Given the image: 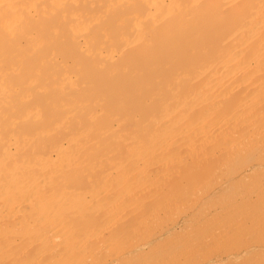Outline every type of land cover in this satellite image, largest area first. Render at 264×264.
I'll list each match as a JSON object with an SVG mask.
<instances>
[{
  "label": "bare ground",
  "instance_id": "obj_1",
  "mask_svg": "<svg viewBox=\"0 0 264 264\" xmlns=\"http://www.w3.org/2000/svg\"><path fill=\"white\" fill-rule=\"evenodd\" d=\"M263 153L264 0H0V264H97L102 253V264H130L145 246L189 262L206 241L198 229L192 255L121 239L154 235L139 224L185 212L205 180L227 188L264 171V160L235 166ZM199 168L211 175L202 185ZM259 188L228 204L242 213L229 225L264 224L251 207L264 202ZM222 224L206 245L230 233Z\"/></svg>",
  "mask_w": 264,
  "mask_h": 264
},
{
  "label": "rangeland",
  "instance_id": "obj_2",
  "mask_svg": "<svg viewBox=\"0 0 264 264\" xmlns=\"http://www.w3.org/2000/svg\"><path fill=\"white\" fill-rule=\"evenodd\" d=\"M259 155H260V154H259ZM248 156H249V155L245 156L246 159H247ZM250 156H251V155H250ZM254 156H255V158H254ZM254 156H253L254 160H253V158L249 157V158H248L249 161H247L245 158L243 159V158H242L243 156H242V157H241V156H238V157H240V158L243 159L242 162L239 161V164H240V163H241V164H240V165H239V164H238V165H237V164L235 165V164H234L235 161H236V163H238V161L235 160L234 163H232V162H233V161H232V162L230 163V165H231V164H232L231 166H234V165H235L236 168H237V167H239V168H240V167L243 168L244 166L248 165L250 162H254V161H256V163H257V161H263V160H264V159L260 160L261 158H260V159L257 158V155H254ZM260 156H261V157H262V156L264 157V153L261 154ZM260 156H258V157H260ZM238 157H235V158H238ZM263 157H262V158H263ZM233 159H234V158H233ZM233 159H232V160H233ZM250 159H251V160H250ZM239 160H241V159H239ZM243 161H244V162H243ZM245 162H246V163H245ZM233 164H234V165H233ZM235 166H234V167H231L230 169L233 170V169L235 168ZM194 168H197V167H194ZM194 168H193V171H194ZM199 169H201V168H199ZM201 170H202V171H201ZM201 170H200L201 172L205 173L204 170H203V168H202ZM205 170H206V169H205ZM193 171H192V175H191L192 177H193L194 174H196V173L198 174V172H200V171H198V170H196L195 172H193ZM197 171H198V172H197ZM259 171H260V170H259ZM259 171L256 170V173L254 172L255 174H252V173H251V174H252L251 177H249L248 179H246L245 182H244V180H243V182H242V181H238L237 184H236V183L233 184V182H231V184H230V183L227 184V188H225L226 185L219 186L218 184H215V185L213 184V186H212V185H211L212 183H211V184L208 183V184L211 185V188H209V189L206 187L207 184H205V183H206L205 177H206V178H209V176H211V175H206L207 173H205V176H204L202 173H199V174H201V175H199V176H201V177H202V175L204 176V177L202 178V181H199V179H198L199 177H196V175H197V174H196V175H194V177H196V178L198 179L199 184L203 183L204 180H205V182L203 183L205 186L203 185L204 188H203V186H202V189H201V190L204 191V193H201V192L199 191L200 193H196V195H195V194H193V195L191 194L192 197L194 198V201H196V202H194L193 200H191V201L188 202L189 204L187 203V205H183V207H184V206H185V207L188 206L189 209H188V207H187V208L184 207L186 211L184 212V210H183V212H182V210H181V208H180L181 211H180V210H179V211L176 210V211H177V212H176V211L174 210V213L172 212L173 214H172V213H169V212H171V211L168 212V210H167V211H166V210H163V211H164V213H163L162 210H161V211H160V214H163V215L161 216V215L158 214V216H155V217H158V219L156 218L155 221H153V220H152L153 218H152V219H151V220L153 221L152 224L150 223L151 221H150L149 223H147V222L149 221L150 218H149V219H146V221L143 222V224H141V223L139 224V223H136V222H135V223H136V224H135V223H131V222H130L131 225L134 224V225L136 226L135 229H137L140 225H143L144 227H145V225H146V227H147V224H148V225L150 224V225H149V226H150V229L154 226V227H156V228H155L156 231H154V229H153L154 227H153L152 229H153L154 233H152V234H154V235H151V236L148 235L147 238L145 239V237L143 238V235L140 236L139 232H137L138 230H136L135 232L138 233L139 236H138V238H137V236L134 235L136 239L133 238V237L131 236V238H133V240H131V238H130V237L128 238V236H127V235H129L130 233L132 234V232H134V231H130V233H127V235H126L127 238H125V237H126V236H125V237L122 238L121 240H124V239H125V240H124L125 243H126L127 241H129V242H128L129 245H130L131 243H133V241L136 242V240L140 239L141 237H142V239H140V240H139L138 242H136V243L143 242V241H148V242H152V241H154V242H155V240L160 239L162 243L166 242V244H168V243L171 241L170 244H168V245H169V246L172 245V247L175 248V251H179V250L177 249V248H178L177 246H176L177 248L174 246V244H175V245H180L181 250H183V248H184L185 246L189 249V248L191 247L190 245H192V246H196V248H198L199 246L193 244V242L196 241L197 239H199L198 237H200V236L202 237V240H206V241H207V239H204V238L206 237V235H207L206 232H207V231H210V229L213 228L212 225H214L215 222L217 221V222H216L217 225L215 224L214 226H215V227L218 226V223H219V227H216V228H220V227H221V226H220V223H223L222 226L224 225V226H223L224 229H226V227H228V229L231 228V227H233L231 230H232V231H235V230H236L235 228H237V226H238V227L242 228V230H241V232H240L239 230H238L237 232L235 231V233L233 232V234H234V236H233L232 231L229 229L228 231H229L231 234H230V233H229V234H226V233H227V232H226V233L224 234L226 237H225L224 235H223V236L221 235V239H222V238H223V239H222V240H221V239H220V240L218 239V240L220 241V242H219V241H217L216 239L219 238L220 236L218 237V235H219V234H222L223 232L221 231V233L218 234L217 231H216V228H214L215 231L213 230V233H214L213 235L215 236V234L217 233V235H216L217 238L215 239L216 242L214 241L215 244H214V242H213L214 239L211 240L212 238L209 239V241L211 240L210 242H213V245H212V243H210V242H208V243H210V244H207V245H206V244H205V243H207L206 241H205V243H203V241H200L201 239H199V241L202 242V243H200L199 241H198V243H199L201 246L204 244L205 247H203V246H204V245H203L202 247H199L200 250H199V249H198V250L196 249V251H199V254L196 252V254H195L196 256L193 255V257H191V259H190V254L192 255L193 252L195 253V249H194V251H192V250L189 249L190 251L188 252V250L185 248V249H186V250H185L186 252H188V253L192 252V253H190V254L187 253L188 256H189V259H190L189 262H190V263L192 262L191 264H195L194 262H196V260L198 261V257H199V256L201 257V255H202V259H203V260L199 257L200 259H199V262H198V263L196 262L197 264H201V263H202V264H205V263H206V264H208V263H210V264H222V263H226V264H227V263H228V264H229L230 262H233L232 264H234V261H235L237 264H243V263H245V264H253V263H255V264H264V237H262V236H264V231H263L264 228H263V229H258L260 225L257 224V223L260 224V223H262V222H261V221L258 222V221H257V218H256V222H257V223L255 224V226H253L252 230H250V231L248 230V232H249V234H250V232L253 231V230L255 229V227H256V230H257V229H258V230H257V231L255 230V231L257 232L256 234L253 232L255 235H254L253 233H251V234H253V235H251V234L249 235V234H247V233L242 232V231H244V230H243V227H241L243 224L240 225L239 223H237V224H239V225L236 226V225L234 224V223H235V220H234V223H232L234 226L231 225V224L229 225V223L231 222V220L233 219V217H234V216H237V214H235V212H236V213L238 212V215H239V216H240V214H242V213H240V210H239V211H236V209H239L240 205L238 206V208H237V207H236V208H233V207H232L233 210L231 209V211H229V210H230V207L228 206V204H229V205H233V204H234V206H235V205L237 206V204H235L234 202H235L237 199L240 200V198H241V197H240V194H239V195H237V194H238V193L240 192V190H242V189L245 191V188H246V187H244V185L249 186L252 182H253V183L256 182V183H254V184L256 185V187L252 184V185L254 186V188H252L251 190H248V188H247V189H246L247 191H245V192H246V193H247V192H250V194H251V191L254 192V189L256 190L258 187H260L261 189H260V188H259V189H260L261 191H262V189H263V192L261 193L260 190H259V192L261 193V195L264 196V194H263V193H264V177H263V175H264L263 172H264V171H260V172H259ZM224 172H226V171H224ZM257 172H258V173H257ZM222 173H223V172H222ZM227 173H228V171H227ZM224 174H226V173H224ZM258 174H259L260 176H259ZM261 174H262V175H261ZM257 175H258V176H257ZM197 176H198V175H197ZM194 177H193V178H194ZM245 177H248V176H245ZM258 177H259V179H256V178H258ZM211 178H212V177H211ZM211 178H210V179H211ZM260 178H261V179H260ZM194 179H195V178H194ZM194 179H192V180L195 181ZM200 179H201V178H200ZM213 179H214V178H213ZM213 179H211V180H213ZM244 179H245V178H244ZM252 179H253V180H252ZM257 180H259V182H257ZM208 181H209V180H208ZM211 182H212V181H211ZM234 182H235V181H234ZM241 182L243 183L242 185H241ZM232 184H233V186H231ZM201 185H202V184H201ZM210 185H209V186H210ZM238 185H239V186H238ZM252 185H251V187H252ZM198 186L200 187V185H198ZM209 186H208V187H209ZM261 186H262V187H261ZM199 187H198V188H199ZM217 187H218V189H217ZM240 187H241V188L243 187V188L239 190ZM200 188H201V187H200ZM200 188H199V190H200ZM206 188H207V190H205ZM215 188H216V189H215ZM224 188H225V189H224ZM237 188H238V189H237ZM182 189H183V188H182ZM186 189H189V190L191 189V190H193V188H186ZM186 189H185V190H186ZM185 190H184V191H185ZM191 190H190V192H191ZM232 190H233V191H232ZM234 190H235V191H234ZM236 190H237V191H236ZM243 190H242V193L240 192V193H241V196H242V194H244L245 196H247V195L245 194V192H243ZM257 190H258V189H257ZM206 191H207V192H206ZM228 191H229L230 193H227ZM178 192H179V194H180V195H179V194H178V195H179L180 197L183 198L184 195L181 196V193L184 194L185 192H183V191L181 192V190L178 191ZM215 192H216V193H215ZM234 192H235V193H234ZM236 192H237V193H236ZM253 192H252V193H253ZM209 193H211V194H209ZM232 193H233L234 195H233ZM185 194H186V193H185ZM187 194H188V192H187ZM187 194H186V196L189 197L190 194H189V195H187ZM217 194H218V195H217ZM226 194H227L229 197H228ZM229 194H230V195H229ZM191 195H190V196H191ZM210 195H212L213 197H210ZM215 195H216V197H215ZM224 195H225V197H222V196H224ZM235 195H236V196H235ZM244 195H243V196H244ZM186 196H185L184 198H186ZM234 196H235V198H234ZM263 196H261L262 199L264 198ZM177 197H178V196H177ZM192 197H190V199H191ZM206 197L209 198L210 200H207ZM238 197H240V198H238ZM182 198H181V199H182ZM184 198H183L182 200H185ZM193 198H192V199H193ZM197 198H199V199L197 200ZM221 198H222V199L224 198L225 200H221ZM261 198H260V200H261ZM178 199H180V198L178 197ZM203 199H204V200H203ZM227 199H228V200H227ZM232 199H233V200H232ZM256 199H257V198H256ZM182 200L180 201L181 203L183 202ZM187 200H188V198H187ZM257 200H258V199H257ZM257 200H256V201H257ZM260 200H258L259 203H261ZM192 201H193V202H192ZM203 201H205V203H203V205L201 206V204H202ZM220 201H221V202H220ZM222 201H223V202H222ZM225 201H226V202H225ZM232 201H233V202H232ZM237 201H238V200H237ZM240 201H241V200H240ZM240 201H238V202H240ZM261 201H262V200H261ZM263 201H264V199H263ZM180 202L177 201V203H179V205H181ZM208 202H209L210 204H211V202H212V204H213V203H215V204H213L212 206L208 207V205H210ZM231 202H232V204H230ZM238 202H237V203H238ZM184 203H185V201H184ZM184 203H182V204H184ZM191 203H192V204H191ZM194 203H195V204H194ZM200 203H201V204H200ZM206 203H207V204H206ZM218 203H220V204H218ZM222 203H224V204H222ZM262 203L264 204V202H262ZM262 203H261V205H262L263 207H262V206H256V205H253V204H252L253 206H251V204H250L249 206L252 207L253 212H254V209H257L256 212H254V213H258V212H257V211H259L258 209L261 208V209L264 210V205H263ZM185 204H186V203H185ZM193 204H194V205H193ZM204 204H206V205H204ZM240 204H241V203H240ZM192 205H193V206H192ZM217 205H218V206H217ZM241 205H242V204H241ZM259 205H260V204H259ZM177 206H178V205H177ZM190 206H191V207H190ZM227 206H228V207H227ZM249 206H248V208H250V212H251L252 210H251V207H249ZM178 207H179V206H178ZM181 207H182V205H181ZM197 207H201V208L198 209ZM213 207H216V208H214V209L216 210V212L218 211V207H219V210L222 209V211H220V213H218V216H215V215H214V216H215L214 218L216 219L215 221H214V218L212 219V216H213V215L211 216V220H212V222H213L214 224H212V222L209 221V219H210V215H211V214H209V213H210V211H214V210H213ZM243 207H245V206H243ZM253 207H254V209H253ZM257 207H258V208H257ZM184 208H182V209H184ZM196 208H197V210H196ZM209 208H210V209H209ZM223 208H224V209H223ZM226 208H227V209H226ZM246 208H247V207H245V208H243V209H246ZM248 208H247V210H248V212H249V209H248ZM164 209H166V208H164ZM174 209H177V208L174 207ZM178 209H179V208H178ZM204 209H206V212H205ZM240 209H241V207H240ZM169 210H170V209H169ZM172 210H173V208H172ZM188 210H189V211H188ZM193 210H196V211L194 212ZM207 210H208L209 212H208ZM224 210H225V212H224ZM226 210H228V211H226ZM192 211H193V212H192ZM234 211H235V212H234ZM244 211H245V210H244ZM244 211H241V212H244ZM166 212H167V213H166ZM179 212H180V213H179ZM191 212H192V214H191ZM201 212H202V214L205 212L206 215H208V216H206V218L204 217V215L201 216ZM218 212H219V211H218ZM227 212H228V213H227ZM229 212H231V213H229ZM261 212H262V211L260 210L259 214H260ZM178 213H179V214H178ZM205 213H204V214H205ZM214 213H215V212H214ZM223 213H225L226 215H224ZM239 213H240V214H239ZM164 214H165V215H164ZM168 214H169L170 216H166V215H168ZM174 214H176L177 216L174 215ZM186 214H188V217H186ZM212 214H213V213H212ZM216 214H217V213H216ZM221 214H223V215H221ZM227 214H228V215H227ZM232 214H233V215H232ZM234 214H235V215H234ZM245 214H246V213H245ZM263 214H264V213H263ZM263 214L261 213V215H263ZM171 215H172L173 218L171 217ZM182 215H183V216H182ZM231 215H232V216H231ZM243 215H244V214H243ZM257 215H258V214H256V217H257ZM199 216H200V217H199ZM223 216H224V217H223ZM225 216H227V217H225ZM228 216H229V217H228ZM155 217H154V218H155ZM166 217H167V219H166ZM168 217H169V218H168ZM174 217H175V218H174ZM185 217L188 218V220H185V219H186ZM193 217H194V218H193ZM195 217H196V218H195ZM201 217H204V219L201 218ZM207 217H209V219H208ZM218 217H219V219H218ZM221 217H222V218H221ZM231 217H232V218H231ZM237 217H238V216H237ZM243 217H244V216H243ZM263 217H264V216H263ZM263 217H262V216L260 217V215H258V218H262V219H264ZM159 218H160V219H159ZM162 218H163V219H162ZM224 218H225V220H224ZM234 218H235V217H234ZM241 218H242V217H241ZM169 219H171V220H169ZM174 219H175V220H174ZM198 219H199V220H198ZM202 219H203V221H202ZM220 219H221V220H220ZM227 219H228V220H227ZM235 219H237V218H235ZM158 220H160V222H159ZM162 220H165V221L163 222ZM167 220H168V221H167ZM206 220H207V221H206ZM238 220H240V219H238ZM238 220H236V221H238ZM260 220H261V219H260ZM156 221H157V222H156ZM184 221H185V222H184ZM199 221H202L203 223H202V222L200 223ZM226 221H228L229 223L226 222ZM262 221H264V220H262ZM132 222H134V221H132ZM204 222H205V223L208 222V223H206V226L204 225ZM225 222L227 223V224H226L227 226L224 224ZM156 223H157V224H156ZM158 223H160L161 225H159ZM198 223H199V224H198ZM209 223H211L212 225H210ZM243 223L245 224V222H243ZM246 223H248V222H246ZM138 224H139V226H138ZM183 224H184V225H183ZM189 224H190V225H189ZM197 224H198V225H197ZM125 225H126V224H125ZM167 225H168V226H167ZM199 225H200V226L202 225V227H203V226L206 227V228L204 227L205 229L203 228V229L205 230V231H203L204 233L201 232V229H202V228H201ZM228 225L231 226V227H229ZM250 225H251V223H250ZM250 225H249V224H246L245 226L248 228ZM252 225H253V224H252ZM262 225H264V224L262 223L261 226H262ZM137 226H138V227H137ZM225 226H226V227H225ZM243 226H244V225H243ZM245 226H244V227H245ZM261 226H260V228L263 227V226H262V227H261ZM141 227H142V226H141ZM144 227H143V229H144ZM162 227H163V229H162ZM177 227H178L179 229H178ZM182 227H183V228H182ZM185 227H186L187 229H185ZM198 227H199V228H198ZM210 227H211V228H210ZM223 227H222V228H223ZM234 227H235V228H234ZM121 228H125L124 225H123V227H121ZM139 228H140V227H139ZM139 228H138V229H139ZM147 228H148V227H147ZM207 228H208V230H207ZM247 228H245V232H247V231H246ZM143 229L141 230V228H140V232H141V231L143 232L144 230H147V229H144V230H143ZM152 229L150 230V232H152ZM158 229H159V231H158ZM197 229H198V230H197ZM224 229H220V230H224ZM250 229H251V227H250ZM196 230H197V233H198V231H200L199 234H198L199 236L196 235V234H197V233H195ZM226 230H227V229H226ZM226 230H224V231H226ZM259 230H260V231H259ZM147 231L149 232V230H147ZM147 231H146V232H147ZM157 231H158V232H157ZM181 231H182V232H181ZM185 231H186V232H185ZM261 231H262V232H261ZM142 232H141V233H142ZM155 232H156V233H155ZM174 232H175V233H174ZM183 232H184V234H183ZM193 232L195 233V235L193 234ZM215 232H216V233H215ZM239 232H240V233H239ZM144 233H145V232H143V234H144ZM171 233H172V234H171ZM186 233H187V234H186ZM191 233H192V234H191ZM211 233H212V231H210V234H211ZM241 233H244V235H242ZM259 233H260L261 235H260ZM134 234H135V233H134ZM138 234H136V235H138ZM145 234H147V233H145ZM149 234H151V233H149ZM176 234H177V235H176ZM204 234H205V235H204ZM208 234H209V233H208ZM210 234H209V236H208L207 238H209V237L211 236ZM239 234H241L242 236L240 237ZM245 234H246V235H245ZM258 234H259V236H258ZM132 235H133V234H132ZM161 235H162V236H161ZM184 235H186V236H184ZM187 235H188V236H187ZM193 235L195 236V238H196L197 236H198V237L195 239ZM213 235H212V237H213ZM237 235L239 236V239H235ZM248 235H249V236H248ZM149 236H150V237H149ZM172 236L174 237V239H172ZM189 236L192 237V239H194V241H193L192 239H189V238H190ZM203 236H204V237H203ZM216 236H215V237H216ZM229 236H230V237H229ZM232 236L235 237V238L233 239ZM238 236H237V237H238ZM246 236H247V238H246ZM255 236H257V238H255ZM170 237H171V238H170ZM175 237H176L177 239H176ZM183 237H185V238H187V239L185 240V238H183ZM227 237H229V238H227ZM243 237H244V238H243ZM250 237L253 238V239H251ZM182 238H183L185 241H188V242H184V240H183ZM224 238H226V239L224 240ZM241 238L244 239V241H242ZM166 239H167V240H166ZM168 239H169V241H168ZM179 239H180V240H179ZM246 239H248V242H247ZM255 239H257V240L259 239V242L256 241ZM174 240H175V243L172 244V242H173ZM176 240H178V241H177V244H176ZM182 240H183V241H182ZM223 240H224V242H223ZM232 240H233V241H232ZM262 240H263V241H262ZM124 241H123V242H124ZM179 241H180V242H179ZM189 241H190V243H189ZM191 241H192V243H191ZM230 241H232L233 244H232ZM167 242H168V243H167ZM182 242H184V244H183ZM218 242H219V245H218ZM222 242H223V243H222ZM250 242H251V243H250ZM136 243H134V244H136ZM181 243H182V244H181ZM185 243H187V244L185 245ZM188 243H189V245H188ZM195 243H197V241H196ZM198 243H197V244H198ZM225 243H226V244H225ZM230 243H231V244H230ZM242 243H244V244H243L242 246H239V244L241 245ZM247 243H249V244H247ZM134 244H132V245H134ZM199 244H198V245H199ZM224 244H225L226 247H224ZM245 244H246V246H245ZM255 244H256V245H255ZM257 244H258V245H257ZM262 244H263V245H262ZM126 245H127V243H126ZM161 245H162V244H161ZM208 245H209V246H208ZM221 245H223V247H222ZM233 245H234V246L236 245V246H235V249H234V246H233ZM169 246H168V247H169ZM181 246H182L183 248H182ZM189 246H190V247H189ZM213 246H214V248L211 249ZM227 246H228L229 248H231V247L233 246V247H232L233 249L231 248L232 250H230V249L228 250ZM146 247H147V246H145L144 249H142L141 251H138V253H139V252H141V253L144 252L143 254H141V253L138 254L137 252H136V254H135V253H134L135 251L132 250V249H130V250L128 251V253H130V255H131V257H132V258H130V259H129L128 257H126V258H128V259L130 260V261H129L130 264L132 263V260H133V261L135 260L134 257H135V255H137V254H138V258H136V262H134L133 264H136V263H137V264H138V263L140 264V261H141V260H143V261L141 262V264H145V263H148V264H149V263H150V264H154V263H155V260H156V262H159V261H158L159 258H160V259L162 258V259H161L162 261L165 259L163 262H160V263H162V264H169V263H170V264H174V262H172V261H173V258H172V257H169V256L171 255V253H169V251H166V250H165V251L163 252L164 255H165L166 253H168V254H166V255H168V256L165 255L166 257L164 256V257H165V258H164L162 252L160 251L161 248H159V249L157 250V251H158V252H157V251H156L157 247L154 248V249H151V250H150L149 248H146ZM164 247H166V245L163 244V245H162V250L164 249ZM170 247H171V246H170ZM210 247H211V248H210ZM239 247H240V248H239ZM254 247H255V248H254ZM174 248H169V250L171 249L170 251L172 252V250H174ZM204 248H205V250H203ZM206 248H207V249H206ZM145 249H148V250H145ZM167 249H168V248H167ZM176 249H177V250H176ZM191 249H193V247H192ZM201 249H202V250H201ZM216 249H218V250H216ZM226 249H227V250H226ZM257 249H258L259 251H258ZM104 250H105V249H104ZM144 250H145V251H144ZM149 250H150V251H149ZM153 250H154V251H153ZM181 250H180V251H181ZM208 250H209V251L211 250V252L213 251L212 254H211V252L209 253ZM255 250H257V251H255ZM107 251H108V250H107ZM107 251H106V252H107ZM133 251H134V252H133ZM148 251H149V252H148ZM155 251H156V252H155ZM159 251L161 252V254H160ZM183 251H184V250H183ZM200 251H202V252H201L202 254H200ZM206 251H207V252H206ZM104 252H105V251H104ZM145 252H147V254H148V253H149V254H148V255H147V254L144 255ZM186 252H185V253H186ZM205 252H206L207 254H209V255H206L205 257H203L204 254H206ZM248 252H250V253H248ZM180 253H181V252H180ZM180 253H179V255H180ZM203 253H204V254H203ZM233 253H234V254H233ZM99 254H100V252H99ZM182 254H183V253H182ZM182 254H181V256H179L180 259L177 261L178 263L175 262V264H181V262H182V264H187V263H189L188 261H186V260H188L186 256H184L185 259H183L184 257H182ZM197 254H198L199 256H198ZM218 254H219V255H218ZM235 254H236V255H235ZM102 255H103V258L106 256V255L104 256L103 253H102ZM102 255H101V259L103 260ZM107 255H110V254H107ZM142 255H143V256H142ZM161 255H162V256H161ZM184 255H185V254H184ZM233 255H234V256H233ZM251 255H252V258L249 259L248 256L251 257ZM254 255H255V256H254ZM257 255H258V256L260 255V257L258 258ZM97 256H98V255H97ZM126 256H127V255H126ZM128 256H129V255H128ZM140 256L142 257V259H141ZM151 256H152V257H151ZM153 256H154L155 258H154ZM156 256H157V259H156ZM160 256H161V257H160ZM171 256H172V255H171ZM194 256H195V257H194ZM197 256H198V257H197ZM231 256H232V257H231ZM99 257H100V256H99ZM136 257H137V256H136ZM150 257H151V258H150ZM167 257L170 258L171 260H170V259L167 260ZM255 257H256V258H255ZM95 258H96V257H95ZM106 258H109V259H110L111 257L107 256ZM145 258H146V260L149 259L148 262H147L146 260H144ZM152 258H153V260H152ZM163 258H164V259H163ZM193 258H194V259H193ZM196 258H197V259H196ZM204 258H206V259H204ZM253 258H254L255 260H254ZM96 259L99 260V258H96ZM101 259H100V260H101ZM104 259H105V258H104ZM137 259L140 260V261L138 262ZM175 259H177V258H175ZM181 259H182V260H181ZM207 259H208V260H207ZM232 259H233L234 261H233ZM236 259H239L240 261H238V260H236ZM244 259H246V260H244ZM248 259H249V260H248ZM252 259H253L254 262H252ZM98 260H97V261H98ZM102 260L99 261L97 264H102ZM150 260H151L152 262H151ZM192 260H193V261H192ZM211 260H212V261H211ZM214 260H215V261H214ZM216 260H217V261H216ZM218 260H219V261H218ZM224 260H225V262H224ZM247 260H248L249 262H248ZM123 261H127V259L124 258ZM123 261H122V262H123ZM165 261H166V262H165ZM170 261H171V262H170ZM174 261H176V260H174ZM179 261H180V262H179ZM184 261H185V262H184ZM201 261H202V262H201ZM207 261H208V262H207ZM241 261H242V262H241ZM243 261H244V262H243ZM246 261H247V263H246ZM255 261H257V262H255ZM153 262H154V263H153ZM183 262H184V263H183ZM216 262H218V263H216ZM219 262H220V263H219ZM250 262H252V263H250ZM260 262H261V263H260ZM124 263H125V262H124ZM124 263H123V264H124ZM236 263H235V264H236ZM126 264H127V263H126ZM155 264H156V263H155ZM157 264H158V263H157ZM230 264H231V263H230Z\"/></svg>",
  "mask_w": 264,
  "mask_h": 264
}]
</instances>
